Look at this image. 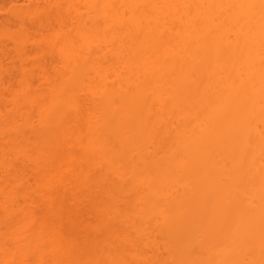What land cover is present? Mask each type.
<instances>
[{"label":"bare ground","instance_id":"bare-ground-1","mask_svg":"<svg viewBox=\"0 0 264 264\" xmlns=\"http://www.w3.org/2000/svg\"><path fill=\"white\" fill-rule=\"evenodd\" d=\"M85 2L88 7H86L88 11L85 7L82 8L88 12L85 13V18L92 19L87 20L90 24L85 20L87 25L83 22L85 26H81L82 28L78 26L80 30L78 28V31L76 30L77 35L83 27L86 29L83 30L85 32H79L78 39L82 38L80 41L82 43L78 41L79 45L73 44L74 40L69 41L70 38L66 37L60 47L61 54L63 53L61 57L66 55V59L70 55L69 49H72L70 47L75 45L72 49L73 54L66 59L67 62L75 60L71 61L73 65L70 66V70L68 69L69 74L60 77L61 79L55 76L52 78L47 74L51 79L55 78V82L61 81V85L66 87L69 80L68 90H71L72 98L60 95V92L48 84L45 91L43 89L37 97L34 96L42 97L36 99L37 103H34L36 100L32 96L29 98L30 105L37 106L35 114L38 115L40 110L42 112L40 115L43 114L39 115L40 117L34 114L39 119L36 120L37 125L25 118L22 127L26 130L30 128L32 132L42 127L43 133L50 129L52 133L50 130L47 133L56 135L83 133L75 138L76 142L83 141L81 145L88 142L89 148L91 143H95L98 152L83 145L89 157L85 156L95 166L101 164L98 167V174L94 173L92 179L100 176L96 181L99 180L103 185L110 183L113 188L112 194L132 198L131 205L135 203L138 207L134 209L135 211L132 208L133 216L139 221L149 223L147 220L152 216L149 205L143 208L139 201L158 202L155 207L160 212V226L165 230L166 238L163 246L168 251L167 256L162 259L163 262L217 264L218 248L222 253L219 257L221 259L224 257V264L227 262L264 264V0H85ZM119 5L123 7L122 10L120 7V10L117 8ZM124 8L130 11L126 16H123L126 13L123 15L121 13ZM101 18L105 22L116 24L113 25V29L114 26L119 28L114 30L117 33H113V29L108 31L112 27L107 26L104 21L103 24L96 23ZM119 18L122 19L124 27L120 25ZM92 22L94 25L91 26ZM95 23L100 24L96 27ZM93 28L95 36L90 33ZM102 28L107 31L106 35L108 32L113 34L108 33L109 38L103 39L105 31ZM96 31L100 33L101 38L98 39ZM88 33L97 40L95 38V42L92 43L94 40L90 41L92 38L90 34L87 35ZM123 37L128 40H124ZM86 38L90 43L86 42ZM85 42L88 44L87 47ZM91 43H97L98 49L105 46L104 50L124 56L122 64L108 60L109 57L106 58L104 53L107 50L103 52L101 49L99 52ZM89 44L93 48L89 47ZM104 44H109L108 48ZM66 45L67 48L64 47ZM88 47L92 48L93 52L92 50L88 54L85 52V59L82 60L84 57L81 55ZM94 49L101 53L100 57L96 55L98 54L96 51L94 54ZM74 51L76 54L79 51V55L76 56ZM93 55H96L95 59L97 56L103 57L104 63L107 61L106 73L110 68V75L108 76V72L107 78L96 62L97 60L99 62V59L94 60ZM92 59L98 66L93 65ZM108 61H111L113 66L109 65ZM130 65L134 66L130 68ZM88 69L91 72H88ZM84 72L90 73H87L89 76L95 73L96 76L93 74V78L101 79L106 87L97 90L93 86V81L91 82L92 76L89 78ZM60 74L63 75L62 72ZM111 74L116 76L115 79ZM104 76L105 80H102ZM78 77L82 82H77ZM85 77L90 81L88 79L85 81ZM86 82L89 85H86ZM90 86L94 87L95 91L93 88L90 91L88 88ZM52 88L56 92L54 90L52 92ZM81 88L82 91L85 89L84 95L87 92L92 95L90 99L93 102L97 101L92 109H88L89 112L84 111L85 116L82 113L83 108L74 110L75 106L79 108V103L76 104L78 101L75 100L77 91L79 92ZM48 92L49 94L52 92L51 96L47 95ZM45 93L49 97H45ZM78 111L84 117L80 113L81 117H78ZM1 113L4 114L0 111V116ZM75 116L84 118V124H81L84 128H79L81 126L76 122L79 119ZM42 121L43 124L49 121V125L43 126ZM258 124L261 128H258ZM47 127L49 128L45 130ZM86 129L91 130L93 136L87 135L89 132ZM45 139L42 136L39 140L49 143L50 147L47 145L45 147L47 149L53 147L52 150L55 151L57 145ZM49 157H46L45 161L39 159V163L47 161V165L52 161ZM105 159L111 166V173L105 171L106 168L103 170L106 167ZM113 161L118 163L117 166L112 165ZM120 161H123L124 166L120 165ZM53 162L54 160L48 165H53ZM49 166H44L47 167L44 168L46 171L44 169L40 171L42 179L52 171ZM82 171L81 173H84ZM51 177L48 179L51 180ZM48 179L45 183L50 181ZM45 209L47 211L50 209L51 213L57 212V207L54 206ZM114 210L117 216L121 215V209L116 207ZM176 243L183 248L180 247L182 252L174 254ZM219 246H223L222 249Z\"/></svg>","mask_w":264,"mask_h":264},{"label":"rangeland","instance_id":"rangeland-1","mask_svg":"<svg viewBox=\"0 0 264 264\" xmlns=\"http://www.w3.org/2000/svg\"><path fill=\"white\" fill-rule=\"evenodd\" d=\"M84 2L85 0H0V108L2 109H0V111H3L4 113H1L0 116V264H169L171 263V261H168V263L167 261H162V259L167 256L168 251L163 246V243L166 239L165 230L162 229V226H160V212H158L155 207L158 202L155 203L152 200L141 202L139 201V203L143 204V208L144 206L147 207L149 205L148 207L151 208L152 214V216H150L147 220L150 224L146 222L143 223L142 220L139 221L137 218H135L136 216H133V212L135 211L134 209H136L137 206L135 205V203L132 204L133 206L131 205L132 198H130L129 196L120 197L112 194L111 192L113 191V188L110 183H108L107 185H103L100 184L99 180L96 181V179L100 176L97 177L96 175L97 178L95 180L94 178L92 179V176H95L94 173L98 174V167L101 164L95 166L93 163H91L92 161L88 159V152H86V148H83L85 146L89 148L88 142H84L83 145L85 146L81 145L83 142L82 139V142L79 140L81 143L76 142L77 139L75 138L82 135L83 133L73 134L71 133L72 128H70L71 134H48L47 132L50 129H47L51 125L45 129L47 130L45 131L46 134L42 132L44 131L42 127H40L38 131L33 132L32 130H29L30 128L26 130V128L22 127L24 125L25 118H27V120H29L33 124L37 125L36 120L39 119L36 117L40 115L41 110L39 111L36 109L37 112L39 111V114L36 115L37 113L35 111V108H37V106L35 105L34 107V104H31L33 105L31 106L29 103V98L33 97L34 99L35 97H37V95L40 94L41 91L43 92V89L45 91V88H48V84H51V86H53L57 90V92H60V95H63L64 97L69 99L72 98V96L70 95L71 90H68L69 80L66 87V85H61L62 82L60 81V77H66L69 74V68L71 65H73L71 64V61H73L74 59L69 60L68 62L66 59L69 58L71 53L73 54L72 49L75 45L73 47L69 46L72 49H69V51L71 52L66 59V55L61 57L63 53L61 54L60 47L62 46L61 43H63L64 41L63 39H65L66 37L70 38L69 41H76H73V44L76 43L78 45V41L80 42L81 40H83L82 38L81 40H79V32L83 30L86 31V29H84L83 27V30L81 29V31H79L76 35V32L79 29L78 26H85V24L87 25L86 22L92 19H90V17L88 18L90 20L85 18V13L88 12H85L86 10L82 9L84 7H87V3ZM83 3L84 5H81ZM119 7L121 8L120 5L117 6V8ZM119 10L117 9L118 12ZM124 10L125 8L123 9V12H121L122 15L123 13H126L123 16H126L127 13H130L128 9L125 10L127 12H125ZM80 14L84 17H82ZM81 17L82 20L85 18L84 21L80 20ZM123 18L124 17H122V19ZM119 19L117 21H119ZM122 19H120V25L123 23L121 21ZM102 21H104V19L101 18L100 21H96V23ZM83 22L85 24H83ZM80 23L82 25H79ZM104 23L107 26L112 27L108 29L107 26H104L107 27L108 31L110 29V31H112L113 25H116L113 23L111 24L109 21H104ZM88 24H90V22H88ZM99 24L100 23H98L97 25L99 26ZM92 25H94L93 22L91 23V26ZM117 26H119V24ZM114 27L115 29H113V31L119 29L116 28V26ZM102 30L105 31V28H102ZM93 31L95 32L94 28L90 33L93 34ZM115 31L113 33L116 34L117 32ZM96 32L98 34H96V36H99L100 33H98V31ZM106 32L107 31H105L103 39L109 38V32L107 33V35ZM90 33H88L87 35H89ZM110 33L113 34L112 32ZM93 35L95 36V34ZM93 35H91V38ZM81 37H83V35ZM101 37L99 36L98 39ZM95 38L93 37L92 39H90L89 36L90 41L94 40L92 41V43L95 42ZM86 39V42H88V38ZM125 39L126 38H124V40ZM90 41L88 43H90ZM92 43L91 45L93 47L97 46V43H94L95 45ZM91 45L89 44V47H92ZM108 45H106L107 48ZM87 46L88 44L86 45V47ZM64 47L67 48V45ZM89 47L87 48L88 50L85 48L87 51H83V55H81L82 57H84L83 59L79 56L82 60L85 59V52H87L86 54L91 52L93 47L90 49ZM97 47L96 49H98ZM104 47L105 46H103L102 48L100 47L98 51L100 52L101 49L103 50V52L107 50H104ZM75 48L78 49L77 47ZM96 49H94V54L98 53ZM78 52L76 54V52L74 51L76 56L79 55ZM104 53L107 56L106 58L109 57L108 60L117 63L120 62L119 64H122L121 60H123L124 56L121 57L118 53L117 55H114L108 50ZM100 54L101 53H98L96 55L99 56ZM95 56L93 55V59H99V62L98 60L96 62L97 64L99 63L100 70L103 71V74H105L107 78L108 72V76L110 75V68L108 66L110 64H112L113 66L114 62L110 63L111 61H108L109 65L107 67L109 69L106 73L107 70H105V64L107 61H105L104 63L103 60L105 59H103V57L99 58L100 56H97L95 59ZM72 58H74V55ZM93 59V65L95 67L98 66L94 64L95 62H93ZM80 62L79 64H81ZM92 63L90 65H92ZM133 66L130 65L129 67L131 68ZM98 71L96 73H98L99 75ZM61 72L63 75L60 74ZM88 72L91 71L89 70ZM84 73L87 74L86 72ZM44 74H48L51 77L55 76L57 78H60L59 81L61 83L59 81V83L55 82V78L51 79L50 76L47 75V77L46 75L44 76ZM72 74L74 75V73ZM93 74L90 75L92 76V78ZM103 74L101 72L102 76ZM112 74L111 76H113ZM90 76L88 75L87 77L91 78ZM70 77L69 79L71 80ZM115 77L116 76H113L114 79ZM87 79L85 77L84 80L86 81ZM77 80V82H82L79 77ZM100 80L98 78H93V80H91V82L93 81V86L97 88V90L100 87H106V84L103 85L104 82L102 83ZM102 80H105V76ZM116 80H118V78ZM88 81L90 80L88 79ZM87 82L85 83L86 85L90 83ZM73 86L77 87V85L74 84ZM83 87L85 88V86ZM94 87L90 86L88 88L91 91V88H93V90L95 89ZM85 89L89 91L87 88ZM85 89H83V91ZM53 90L54 89L52 88V92L55 91ZM49 91L51 90L49 89ZM80 91H82V88ZM80 91H77V100H75L76 102L78 101L76 104L79 103V108L78 106H75L74 110L76 108V110L83 108L84 110L82 109V113L85 116V112H89L88 109H92L97 101L93 102V100L90 99V96L92 97V95H89L87 92L84 95V92ZM52 92H50V94H52ZM42 94L44 95V93ZM50 94L49 92L47 93V95ZM87 94L89 95V97ZM47 95L45 97H49ZM38 98H35V100H38ZM40 98L42 97L40 96ZM37 100H33L34 103H37ZM47 100L49 99L47 98ZM40 101H38V104H40ZM42 106L43 105H41V108ZM67 107L70 108L69 106ZM57 113H59V111H57ZM71 113L73 115L74 112L72 111ZM77 113L79 116L77 115ZM77 113L75 115H77L78 117H84L83 114L80 113V111H78ZM79 113L82 115L80 116ZM34 114L36 117L34 116ZM42 115L43 114H41L40 116ZM77 116H75V118ZM78 119L79 121L76 120L77 124H80V126L81 124L83 125L84 118ZM60 120H58V122ZM62 120L65 121L67 119ZM74 120L75 119H73L72 121ZM44 121H42V124ZM32 123L30 125H32ZM48 123L46 121L43 126L49 125ZM74 124H72L73 127L75 126ZM258 126V128H261L260 124H258ZM60 127L58 128L60 129ZM77 127L79 126L77 125ZM82 127L83 126L79 128ZM37 129L38 128H36V130ZM52 130L53 132H55L54 129ZM90 131H87L89 132L87 133V135H92ZM49 132L52 133L51 130ZM61 132L62 131H60V133ZM34 133H37L39 137ZM42 136L46 138L45 140L49 139L53 144L55 143L57 145L55 151L54 149L52 150L53 147L50 148L51 150L45 147L46 145L50 147L49 143L45 142L47 143L45 144L44 142H40L42 139H39L42 138ZM94 144L91 143L89 149L98 152L97 147ZM84 149L86 151H84ZM48 152L53 153L49 154ZM50 155H52L51 158L49 157ZM85 155H87L88 157H86ZM46 157H49L50 161L54 160L53 165H50L52 167L48 165L49 163H52V161L47 163V165V161L45 163H39V159H44L42 161H45V159L47 160ZM114 161L112 165L117 166L118 163H115ZM122 162L120 165L124 166V163ZM104 163H106V167H104L103 170L106 168L105 171L111 173V166L109 165L107 159H105ZM44 166H49L52 171L45 179H42V172L40 173V171L44 168L47 169V167ZM81 171L84 173H81ZM51 176H54V178H52ZM49 177H51V180L48 179ZM47 179L50 181H48V183H45ZM101 190H104L105 192H101ZM48 206L57 207V212L51 213L49 212L50 209L49 211H47L45 208L47 207L48 209ZM116 207L118 209H121V215L119 216H117V212H113ZM132 208L134 211L132 210ZM139 214L140 213L138 212V215ZM198 236L200 237V234ZM180 247V244H175L174 254L182 252L181 248L183 247ZM222 247L219 246L220 249H222ZM217 251L219 253V256H222V253L218 248ZM219 256L216 259V263L224 264V257L221 259V256ZM227 258H229V256ZM173 261L175 262V260ZM226 264L229 263L227 262Z\"/></svg>","mask_w":264,"mask_h":264}]
</instances>
